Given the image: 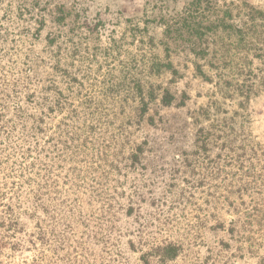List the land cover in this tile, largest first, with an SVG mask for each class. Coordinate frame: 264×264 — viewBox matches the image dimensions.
<instances>
[{
  "label": "rangeland",
  "instance_id": "1",
  "mask_svg": "<svg viewBox=\"0 0 264 264\" xmlns=\"http://www.w3.org/2000/svg\"><path fill=\"white\" fill-rule=\"evenodd\" d=\"M192 1L0 0V264H264V0Z\"/></svg>",
  "mask_w": 264,
  "mask_h": 264
},
{
  "label": "trees",
  "instance_id": "2",
  "mask_svg": "<svg viewBox=\"0 0 264 264\" xmlns=\"http://www.w3.org/2000/svg\"><path fill=\"white\" fill-rule=\"evenodd\" d=\"M212 0H193L192 3L189 5L190 7L187 9V12H192L188 15L184 21V28L188 30L189 37L191 39V49L193 51H196L197 47L203 48L204 46L202 45H207L209 47L210 45V40L209 38L213 36L219 35V31L223 30L225 28L224 26V21L220 18H216V20L211 21L209 18L206 19L207 21L205 22H197L196 16L200 14V16H206L209 14H214L215 11L211 13V8L209 5L211 4ZM206 5V8L203 9L202 7ZM207 13V14H206ZM229 12H225L224 15L228 16ZM207 17V16H206ZM205 17V18H206ZM192 20L191 22H187L186 20ZM217 21V22H215ZM226 29H228L226 27ZM214 43V42H212ZM209 51V48H203L199 52H196L197 55L199 54H207ZM168 67H171V64H168ZM169 97L168 95L164 96L162 99V102L164 105H170L172 103V97ZM162 252L166 258H172L175 259L178 256L179 253V248L173 245L167 246L162 249ZM163 256V255H162ZM145 264H148L147 260H144Z\"/></svg>",
  "mask_w": 264,
  "mask_h": 264
}]
</instances>
